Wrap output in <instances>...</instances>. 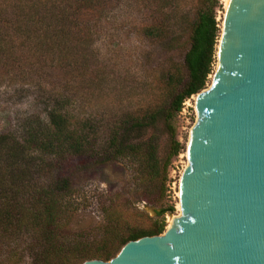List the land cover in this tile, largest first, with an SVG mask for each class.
<instances>
[{
  "label": "trees",
  "instance_id": "1",
  "mask_svg": "<svg viewBox=\"0 0 264 264\" xmlns=\"http://www.w3.org/2000/svg\"><path fill=\"white\" fill-rule=\"evenodd\" d=\"M183 2L0 0V89L18 86L15 95L33 96L47 113V120L30 114L18 129L0 133V264L109 261L128 242L164 233L174 205L149 217V227L123 223L120 212L111 209L99 238L70 231L68 202L77 194L64 165L69 157L93 155L103 163L133 157L148 176H162L165 184L172 159L185 148L175 121L185 101L206 88L221 33L219 0H199L190 8ZM123 22L137 50L145 53L147 43L189 29L184 71L170 70L164 95L144 110L100 118L82 113L83 89L104 79L97 44ZM133 135L137 141L130 140ZM163 135L167 157L162 156Z\"/></svg>",
  "mask_w": 264,
  "mask_h": 264
},
{
  "label": "water",
  "instance_id": "2",
  "mask_svg": "<svg viewBox=\"0 0 264 264\" xmlns=\"http://www.w3.org/2000/svg\"><path fill=\"white\" fill-rule=\"evenodd\" d=\"M181 179L182 217L83 264H264V0H231Z\"/></svg>",
  "mask_w": 264,
  "mask_h": 264
},
{
  "label": "rangeland",
  "instance_id": "3",
  "mask_svg": "<svg viewBox=\"0 0 264 264\" xmlns=\"http://www.w3.org/2000/svg\"><path fill=\"white\" fill-rule=\"evenodd\" d=\"M198 2L186 0L182 5L190 8ZM225 13L224 0H219L217 19L221 32ZM122 26L113 29L114 35L100 38L97 44L104 68L99 75L104 79L102 83L86 85L83 89L82 113L100 118L107 112L115 115L144 110L164 95L170 70L184 71L185 55L190 48L189 29L161 43H147L151 46L145 53L142 49L137 50V41L128 30L127 22H123ZM217 62L218 58L204 90L214 84ZM17 87L0 89V133L18 129L30 114H39L47 120L44 105L34 101L33 96L20 98L15 95ZM197 95L185 101L175 121L177 138L185 148L172 159L165 184L162 176H148L133 157L104 163L93 155L67 158L64 170L77 194L68 202L72 210L68 224L70 231H89L90 239L99 238L107 228L111 209L120 212L123 223L149 227L152 223L149 217L156 218L163 207L174 205L175 211L166 214L165 231L169 229L172 215L179 214L182 176L191 166L187 157L189 138L201 117L196 105ZM137 138L133 135L130 140L137 141ZM169 152L168 138L163 135L162 156L167 157Z\"/></svg>",
  "mask_w": 264,
  "mask_h": 264
},
{
  "label": "bare ground",
  "instance_id": "4",
  "mask_svg": "<svg viewBox=\"0 0 264 264\" xmlns=\"http://www.w3.org/2000/svg\"><path fill=\"white\" fill-rule=\"evenodd\" d=\"M230 2H231V0H224L226 11L229 8ZM225 16H226V13H225ZM225 16H224L223 23H222L221 37H220L219 43H218V50H217L218 62H217V66H216V71H215V73L213 75V81L214 82H215L216 72L219 70V67H220V47H221V42H222V39H223ZM191 134H192V131H191ZM188 146H189V144H188ZM179 195H180V198H181L182 197L181 191H180ZM178 209H179V212H178L179 214L178 215H172V217H171V219L169 221V229L177 227L179 225V223H180V220H181V217H182V203L181 202L179 203V208Z\"/></svg>",
  "mask_w": 264,
  "mask_h": 264
}]
</instances>
